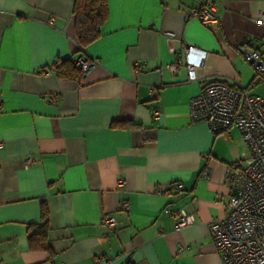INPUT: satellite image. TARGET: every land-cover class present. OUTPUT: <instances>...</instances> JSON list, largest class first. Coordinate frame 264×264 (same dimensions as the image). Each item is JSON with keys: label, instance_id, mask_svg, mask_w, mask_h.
I'll return each instance as SVG.
<instances>
[{"label": "crops", "instance_id": "0c3cea01", "mask_svg": "<svg viewBox=\"0 0 264 264\" xmlns=\"http://www.w3.org/2000/svg\"><path fill=\"white\" fill-rule=\"evenodd\" d=\"M72 2L0 0V264H222L209 224L225 215L226 168L248 148L233 127L192 122L188 103L214 78L248 93L264 81L238 51L264 50V0H107L81 53L97 63L79 80L52 68L79 55ZM202 2L217 26L187 17ZM186 46L203 52L195 80L184 53L168 69ZM42 202L50 252L27 243ZM164 209L194 220L175 229ZM104 214L120 224L101 226Z\"/></svg>", "mask_w": 264, "mask_h": 264}, {"label": "built area", "instance_id": "2783aa9c", "mask_svg": "<svg viewBox=\"0 0 264 264\" xmlns=\"http://www.w3.org/2000/svg\"><path fill=\"white\" fill-rule=\"evenodd\" d=\"M186 15L205 27L219 23L216 9L207 2L190 9ZM258 17L264 19V11ZM192 50L191 46L179 50L168 69L174 72L184 64V53L188 80H195V65L203 52L196 54ZM238 51L253 68L256 77L264 80V50L244 44L238 47ZM96 63V60L86 59L82 54L74 59V64L83 74ZM52 68H56V63ZM188 104L192 122H205L212 133H221L233 127L248 148L243 166L225 170L230 191L224 205L225 215L214 218L209 224V234L216 252L222 264H264V95L250 94L237 82L230 84L214 78L204 83ZM157 115L158 112L154 111L153 116ZM32 165L30 157L22 162L25 168ZM121 184L123 180L119 179L118 185ZM174 187L177 191L182 189L179 182ZM121 207L127 210L128 204L122 202ZM164 213L174 217L175 229L187 226L194 220L193 213L185 210L172 212L164 209ZM119 224L116 218L108 214L100 219V225L104 227L114 228Z\"/></svg>", "mask_w": 264, "mask_h": 264}, {"label": "trees", "instance_id": "16d2710c", "mask_svg": "<svg viewBox=\"0 0 264 264\" xmlns=\"http://www.w3.org/2000/svg\"><path fill=\"white\" fill-rule=\"evenodd\" d=\"M71 15L73 18V39L79 55L100 36V29L108 15L107 0H73ZM55 74L60 79L79 80L81 69L68 58L56 63ZM117 125H121L118 123ZM47 212L45 203L40 206V221L27 227V243L32 250L50 252L48 240ZM32 226L35 228L32 230ZM126 264H133L127 262Z\"/></svg>", "mask_w": 264, "mask_h": 264}, {"label": "rangeland", "instance_id": "374dc122", "mask_svg": "<svg viewBox=\"0 0 264 264\" xmlns=\"http://www.w3.org/2000/svg\"><path fill=\"white\" fill-rule=\"evenodd\" d=\"M250 94H264V81L257 83V85L254 87L253 92H250Z\"/></svg>", "mask_w": 264, "mask_h": 264}]
</instances>
